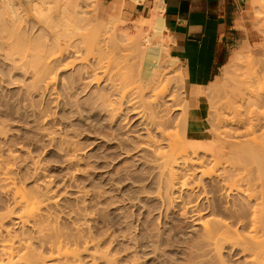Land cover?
<instances>
[{
    "label": "rangeland",
    "instance_id": "obj_1",
    "mask_svg": "<svg viewBox=\"0 0 264 264\" xmlns=\"http://www.w3.org/2000/svg\"><path fill=\"white\" fill-rule=\"evenodd\" d=\"M39 1L41 3L37 4L36 2ZM85 1L81 9L76 6L78 2L75 4L72 0H35V2L33 0L32 3L26 0H0V123L1 128L4 129L3 133H0L2 163L6 160L4 164H9L7 169L12 168L13 173L10 171L12 173L10 176L13 175L12 179L16 180L15 184L19 189L20 187L23 190L44 189L55 195L54 199L59 202L57 203L59 208L55 209L56 212L54 210L57 215L53 213V223L56 224L54 228L57 226L55 229L59 230L58 228L63 226L64 229L61 227V230L63 232L65 230L66 233L64 232L65 238L62 239L71 238L72 243L68 242V244L75 247L82 246L77 247L76 250L82 253L79 256L82 255L80 258L85 264H93L91 258L88 259L93 253L99 257L97 264H107L108 261L111 264H244L245 256L243 257L238 249L224 248L220 253L214 251L210 253V248L204 247V250L197 246L199 244L197 242L201 241L198 237L199 225L188 219L190 215L188 217L183 213L186 199L195 193H198L197 199L200 197L197 201L199 206H202V209L207 207L208 202L199 190L203 192L204 189H208L206 185H209L210 180L200 181L198 176L194 178L191 184L196 182L203 189L200 187L199 190L197 189L199 192L195 190L193 195L190 189L177 187L170 192L171 195L165 196L163 194L165 190L160 188L158 171H155L157 169L153 168L152 164L150 165V151L145 148L131 151L137 142L140 145V139L146 134L141 132L142 129L138 126L134 115L124 112L127 115L122 117L128 116V122L119 121L124 120L123 118L112 121V117L108 116L109 112H106L110 110L109 105L103 107L95 104H100L95 101L97 96L94 95L98 93V86L94 83L85 89L86 85L83 84H88L87 81L91 80L85 78L83 81L79 80L81 66L57 71V40L61 41L62 48L74 58L72 50L79 41H76L75 37L72 38V30L77 25L85 27L84 29L92 27L90 28L92 35H87L88 39L96 36L99 28L104 24L105 26L110 24L111 29L119 26L132 33L134 37L139 34L137 29L139 19L126 20L115 7L104 5L102 0ZM142 29L144 35L151 34L149 26L143 25ZM93 31H96V34ZM139 43L146 46L142 40ZM157 45L163 49L162 74L159 80L156 79L162 84L156 85L158 89L153 86L158 82L154 81L149 86L142 81L139 74L143 49L136 47L137 44L130 45L127 42L121 46L124 50L122 56H112L107 60L112 66L115 63L126 65V69L116 78L118 79L116 84L124 90L135 85L142 88L140 90L143 91L144 100L139 102L142 98H138L140 100L136 101L139 105L142 103L140 105L143 106L142 111L143 108L146 111L153 110L158 121L169 120L173 124L169 128L170 131L175 132L177 128L179 138L183 141L187 139L188 145L193 143L189 147L199 149L197 152L201 156L203 152L212 153V147L217 144L216 135L208 134L214 132V129L217 134L221 130L217 128L220 125H215L220 124L216 118L224 113V106L229 99L236 100L231 98L232 96L240 97L238 93L242 92L243 88L248 94L249 89L253 90L255 95L260 92L261 96L264 94V77L255 78L258 80L257 83L252 76L257 69V71L261 70V75L264 76V53L261 51L264 48V0L249 1L243 42L230 53L227 64L215 82L198 94L205 119L200 130L188 127L190 98L194 97L195 93H191L186 88L180 66L169 59L165 41L162 38L153 39L151 47ZM79 47L83 48L82 44L81 46L79 44ZM41 55L51 56L50 60L55 59L48 79L43 78L47 79L46 83L49 79L50 81L54 79V83L48 87L37 75ZM85 55L84 52L83 56ZM21 58L24 60L21 61ZM11 59L16 60V69L11 66ZM88 59L91 61L92 56L89 55ZM260 79H263L260 82L261 85L263 84L262 88L258 86ZM40 81L42 84H39ZM103 85L101 84L100 88L106 87ZM159 85L163 89L162 85H165L163 99L159 97L162 94L159 93ZM235 89H239L238 92ZM245 91L242 93L248 95L244 93ZM226 95H229V98ZM169 98H172V101H167ZM248 101L252 103L254 98L252 102L249 99ZM164 102L168 103L167 106H171L166 116L161 112L166 107ZM250 107L252 105H248L247 110L251 109L248 114L251 111H260L261 113H257L259 115L264 111ZM243 109L242 112L239 110L242 116L247 114ZM259 116L264 119V113L263 116ZM120 140L135 142L129 144L130 141L122 143ZM133 143L130 148L129 145ZM164 144L166 143L163 142L162 147L165 146ZM127 150L130 153L126 154ZM239 150L241 151L242 148ZM247 152L243 150L242 154L246 158L249 156ZM260 153L257 158H248V163L244 162L249 166L254 165V160L258 159V156L263 159L264 152L260 151ZM190 157L191 154L187 159L191 160ZM261 161V164L258 163L260 165L263 163L264 167V160ZM2 165L3 169L6 168ZM246 166L254 172L257 168L258 173L261 171L264 173L263 167L261 170L257 165L252 166L253 168ZM1 183L0 219L1 216L5 218L8 216L10 219L5 220V231L0 236V241L2 236L8 239L6 236L10 233L14 236L11 237L14 241L36 238L37 232L32 226L23 227L20 222H16L18 219L12 212L13 192L5 190L6 187L3 188ZM10 212L12 213L8 214ZM203 217L211 220L225 216L208 210L203 213ZM73 233H77V236L72 235ZM32 243L36 245V251L44 256L43 258H48L49 252L46 250L48 246H44L49 245L50 242L44 246L38 245L36 241ZM75 247L71 246L72 249Z\"/></svg>",
    "mask_w": 264,
    "mask_h": 264
},
{
    "label": "bare ground",
    "instance_id": "obj_2",
    "mask_svg": "<svg viewBox=\"0 0 264 264\" xmlns=\"http://www.w3.org/2000/svg\"><path fill=\"white\" fill-rule=\"evenodd\" d=\"M26 1L30 3L33 2V0H26ZM72 1L75 2V4L76 2H78V5L76 6L80 7L81 9L82 7H84L83 2L85 0H80V1L72 0ZM36 3L40 4L41 1ZM152 18H153L152 20L151 19L147 20L145 18H140V19L138 18L140 20L139 22H137V29L139 34L136 37H134L133 34L130 33L129 31L121 29L119 26H114V27L112 26L113 29H111L110 24L106 26L104 24V26L100 28L94 26L95 28H99V30L97 34L96 31H93L95 32L96 36L88 39L89 34L92 33V30L90 29L92 27L89 28L88 26H86L89 29H84L85 27L83 26H79V25L75 26L72 30V34H73L72 38L75 37V40L76 41L78 40L80 46L82 44L83 48L79 47L78 43L74 45L72 51L75 57L73 58L69 55V53L65 51V49L62 48L61 41L57 40V71L59 69L65 71L72 69L78 65L81 66V70H80L81 77L79 80L80 81H83L85 79L91 80V81L86 80L88 84L87 83L83 84L86 85L84 87L85 89L86 88L88 89L89 86L94 83L96 84V86H98L97 87L98 93H94V95L96 94L97 96L96 97L97 99H95V101L100 102V104L98 103L95 104L103 107L109 105L108 109L110 110L107 109L108 111L106 112H109L108 116L110 115L112 117L111 119L112 121L116 118L118 120L120 118H123L124 120L120 119L119 121L126 122L128 116L127 117L125 116L126 117L125 119V117H122V115H125L126 113L128 115L129 114L134 115V119L136 118L138 122V126L142 129L141 132L142 133L144 132L146 134L145 136H142L143 138L140 137L142 138L140 139V145L138 144L139 142L136 143L138 145L135 144L136 147L133 146L134 143L129 145L131 142H135L130 140H128L130 141L129 144L126 145L127 146L129 145L130 148L131 146L134 147L132 148V150L130 149L131 151L133 150L137 151L140 148H145L150 151L149 162L150 165L152 164L154 166L153 168L157 169L155 171H158L157 174L159 178V183L161 184L160 188L161 189L163 188L165 190V192H163L165 196H169L168 194H170L171 191L176 190L177 187L182 189H190L193 192L191 195H193L195 193V190L197 189L199 190L200 187H201L200 189H203V187L196 182L191 184L194 178L198 176L200 181H203L204 179L210 180L209 185H206L207 188L209 187L208 189H204L203 192L199 190L200 193H202L201 195L204 194L205 200L208 202L206 204L207 205L206 208L202 209L203 207L199 206L197 201L199 200L200 197L197 199L198 196H196V194L198 193H195V195H193L194 197L188 196L189 199L187 198L186 203L184 204L185 207L183 213L188 215V217L190 215L188 219H190V221H192L193 223L199 225L198 227L200 229L199 230L200 233L197 234L199 235L198 237L201 241L198 239L200 242L197 243L199 244L201 243L202 245L197 244V246L201 248L205 247L207 249L210 248L209 249L210 253H212L211 251H214L215 253L216 252L220 253L224 248H229V249L231 248L233 250L238 249L240 254H242L243 257L245 256L244 264H264V177H262L264 176V173L261 171L263 170L262 169L263 163L262 165H260L262 162L261 160H264V156H263L264 119H261L262 117L260 118L259 116V115L263 116L264 111H262L263 113L259 115L257 113H261L260 111L259 112L251 111L250 114L247 113L249 112V110H251V109L247 110L248 105L249 106L252 105V107L250 108L253 109L255 108L257 110L258 109L264 110L263 109L264 97H262L264 96V94L261 96L260 94L261 92L259 91L260 93L255 95L253 90L251 91V89L249 88H248L249 89L248 90L249 94H248V92L245 91L246 90L245 88H243L244 90L241 88L242 89L241 91L242 92L245 91L244 93L248 95H245L242 92H240L243 95L240 93L238 94L241 95L242 97L232 96L231 98H234L236 100L233 99H232L233 101L231 99H229V101L227 100L228 103H226L224 106V113L221 114V116L219 115L221 118L218 116L216 118V121L218 119V122L220 121V124H215V125H220V127L218 126L217 128H220L221 130L217 129L220 130L218 131L219 133L217 134L216 129L213 128L216 132L214 131L215 132L214 133L210 130L211 133L208 134L210 135L213 133L214 136L216 135V140L214 136L212 137L217 144L216 145L212 144V146L214 145L213 147H215V148L212 147L213 149L212 153L203 152L201 156V154L198 153L199 152L198 148H197L198 150H196L193 147L192 149L191 147H189L193 143L188 145L187 139L183 141L179 138L177 128L175 132H173L174 130L170 131L171 129L169 128L172 127L173 124L169 120L158 121L157 120L158 117L155 116L153 110L152 111L150 110L151 112L148 110L147 111L144 110L145 108H143V111L141 110L143 106L141 107L140 105H142V103L139 105V103L136 101L140 100L141 98L142 99L139 102H143L144 100L143 99L144 94H142L143 91H141L142 88L137 87V85H135L131 87L132 89L127 88V90H124L123 88H121L116 84L117 83L116 81L118 80V79L116 80V78H118V76L122 74V71L126 69V65L115 63L112 66L111 62L107 61L112 56L113 57H116L117 55L122 56L124 50L121 46L123 43L127 42V44L130 45L137 44L136 47L143 49V58L140 64L141 68L139 72L142 81L145 82V84L147 83V85L149 86H151L152 82L154 81L158 82L157 80H159V77L161 76L160 74H162L161 70L163 67V63H162L163 58L161 54L163 49L161 48L160 45H157V47H151V45L153 43V39L163 37L164 22H162V20L159 17H152ZM143 25H147L150 27L151 29L150 35H144L142 33ZM140 40H142L146 46L140 44L139 43ZM65 42L70 43L73 41L70 42L65 41ZM84 52L86 53L85 56H83ZM89 55L92 56L91 61L88 59ZM50 58L51 56H47V55H41L40 57L39 73L37 75L41 77L42 81H45L43 83H46L52 65L55 62L54 58L51 60ZM23 60L24 58H21V61ZM10 62H11V66L14 69H16L17 68L16 60L11 59ZM250 62L251 61L249 60V63ZM257 70L255 71L256 73L252 75L254 76V79L260 76L264 77L263 75H261L262 71L260 70L261 71L260 72ZM251 73L252 72H250V75ZM38 76L37 78H39ZM43 78H47V79L45 80ZM243 80L247 81L246 78L245 79L243 78ZM255 80L258 83V80L257 79ZM261 80L263 79H260L259 83L261 82ZM42 81H40L39 84H42ZM53 81H50L49 79V82L46 83L47 87L51 85V83H54ZM235 83L237 82L235 81ZM240 83L239 85H241ZM101 84H104L103 86L106 87L105 88L103 87V89L100 88ZM154 84L155 85L153 86H156L160 83L158 82ZM262 85L260 83L258 86L262 88ZM162 87H164L165 89V85H162ZM160 88L161 86L159 87V93L162 94L159 95L158 93V95L159 97L162 98V96L163 97L165 96L164 95L165 90L163 88L161 89ZM156 89H158L157 86ZM239 89H235V90L237 91ZM229 95L226 96L228 97ZM237 98H239L238 101ZM247 98L250 100V102H252L251 100H253L254 98V102L249 103ZM167 101H172V98L167 99ZM237 103H239V105ZM167 105L168 103H165L164 105L167 107V108L164 107V109H166L165 111H163L164 109L161 110V112H163L164 115L168 114L171 109V106H167ZM240 108L241 109L244 108L243 110L247 113L246 115L243 114L244 117L240 113L241 111ZM144 111L149 113H146ZM157 114L158 113H156V115ZM2 128L0 123V133H3L2 131L4 129ZM122 139L125 138L122 137ZM128 141L125 140L124 142L126 143ZM163 142L166 143L164 144L165 145L164 147H162ZM241 148L242 150L240 151L239 149ZM243 150H246V152L248 151L246 154H248L249 156L246 154L244 155L248 156L249 159L252 157L257 158L256 157L257 155H261L260 151L263 153L262 154L263 159H261L259 156L258 159H256L257 161L259 160V158L261 159L258 161L260 164L253 158L254 162L257 163L256 165L261 167L260 168L261 170H259V172L261 171V173L257 172L258 171L257 168L255 169V172L253 171V169L250 170L248 169L246 165L249 166V164H246L244 162V161L247 162L248 158L242 155ZM128 153H130L129 150H127L126 154ZM254 153H256L255 156ZM190 154L191 157L189 159L191 158L192 159L188 160L187 158ZM1 160L2 158H0V161ZM250 162H252V160ZM0 163H1L0 183L2 182L1 184L3 188L6 187L5 190L8 189V192L9 191L13 192L12 194H13L14 209L12 212L13 214H15V216L18 219L16 222H20V224H22L23 227H25L26 225L28 226L30 225L33 227L34 231L36 230L37 237L32 240L36 241L38 245L44 246L45 244H47V242H50L49 245L44 246V247L48 246L47 247L48 249L46 250H48L49 256H47L48 258H43L44 256L42 257V255L38 253V251H36L35 248L36 245L32 243L33 241L31 240V238L30 240L29 239L24 240L22 238L21 241H14L12 240L14 236H12L11 233L9 235L7 234L6 237L8 239H6L5 236L4 237L2 236V240L0 241L1 242L0 264H85L83 259L80 258L82 255L79 256L82 253H79L80 250L77 252L78 248H81L82 246L75 247L70 243L69 245L68 242L72 243L71 238L69 239L68 237H66L67 240L62 239V237L65 238L64 235L66 233L65 230H64L65 233L63 232V230H61V227L63 226H60L58 228L60 231L55 229L57 228V226H55L54 228V225L56 224L53 223L54 220L53 213L55 209L58 210L57 208H59L57 206V203L59 204V202H57L56 198L54 199L55 195H53L51 192H48L47 190L44 191V189L43 190L39 189L37 191L36 189L33 188H30V190H26L28 189L26 187H25L26 189L24 190L21 187L19 189V187H17L18 185L15 184L16 180L14 181L13 180L14 178L12 179L13 175L10 176V174L13 173L12 168L7 169L9 167L8 163L6 164L7 166L4 163H2V161ZM255 163L254 165L252 164L251 165L256 167ZM1 165L3 167L5 166L6 168L3 169ZM252 166H249V168ZM251 170L254 172V174ZM10 171L12 173H10ZM255 173L258 175L256 176ZM49 193H51V196ZM159 193L161 195V192ZM208 210L212 211V213L214 214L221 213V215L225 217H223L224 219L221 217V219H211V220H209V218L206 217L207 218L206 219L205 217H203V213ZM12 212L8 214H11ZM4 215L6 216L7 214ZM7 219H10V217L8 218L7 216V218H5L4 216H1L0 236L5 231L4 230L5 220ZM79 231L82 232V230ZM68 234H71V232H69ZM68 234L67 236H70ZM76 234L73 233L72 235L77 236ZM82 234L79 235L83 236ZM71 246L75 248L72 249ZM100 256H105V255H100ZM90 258L93 264H97V261L99 260L98 256L94 255L93 253V255L90 256L88 259ZM81 259L83 262L81 261ZM109 263L111 264V262L108 261L107 264Z\"/></svg>",
    "mask_w": 264,
    "mask_h": 264
},
{
    "label": "crops",
    "instance_id": "obj_3",
    "mask_svg": "<svg viewBox=\"0 0 264 264\" xmlns=\"http://www.w3.org/2000/svg\"><path fill=\"white\" fill-rule=\"evenodd\" d=\"M249 1L102 0L126 20L159 17L164 22L168 57L180 66L188 91L195 93L188 111V127L193 130H200L205 121L198 94L215 82L230 53L243 42Z\"/></svg>",
    "mask_w": 264,
    "mask_h": 264
}]
</instances>
